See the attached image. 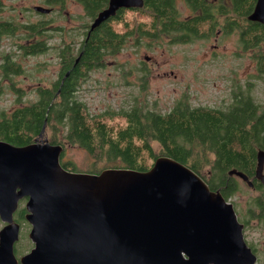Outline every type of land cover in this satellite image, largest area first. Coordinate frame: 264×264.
Wrapping results in <instances>:
<instances>
[{
	"label": "water",
	"instance_id": "obj_1",
	"mask_svg": "<svg viewBox=\"0 0 264 264\" xmlns=\"http://www.w3.org/2000/svg\"><path fill=\"white\" fill-rule=\"evenodd\" d=\"M143 5L110 0L90 28L120 7ZM248 18L264 24V0ZM45 130L46 123L39 137ZM42 138L25 145L0 141V218L7 222L0 264L254 263L231 205L187 164L160 155L146 170L76 172L61 162L64 146ZM257 155L264 158V150ZM23 198L33 247L18 258L14 213Z\"/></svg>",
	"mask_w": 264,
	"mask_h": 264
},
{
	"label": "trees",
	"instance_id": "obj_2",
	"mask_svg": "<svg viewBox=\"0 0 264 264\" xmlns=\"http://www.w3.org/2000/svg\"><path fill=\"white\" fill-rule=\"evenodd\" d=\"M196 3L203 7L209 5L206 0H189L187 6L192 8ZM107 5L108 2L104 0H86V12L94 18ZM252 5L249 0L245 1V16L251 11ZM139 11L150 17L149 27L136 21L131 28L129 22L124 21L120 31L105 23L94 29L89 28L83 54L79 57L85 72L103 66L108 57H116L130 40L136 46L142 41L156 39L172 44L188 43L212 34L211 27L213 29L222 21V16H219L212 24L209 23L207 9L196 17L182 18L179 10H176V4L169 0L145 1ZM237 20L231 12L228 25L224 27L228 33L238 26ZM243 36L247 48L256 46L252 50L253 58L257 61L261 77H264V45L261 43L264 40V25H246ZM141 70L142 81L146 83L149 73L146 69ZM80 75L78 66L71 65L63 82L64 86H68L67 95L62 92L61 97L36 99L21 109L19 124L22 136L16 144L31 143L48 122L45 132L51 134L47 136L49 142L62 144L64 149L66 143L86 149L94 156V172L109 167L146 170L152 165L151 160L167 155L193 168L215 188L213 182L220 183L223 178L222 167L227 162H236L238 158H254L260 142H264V113L258 112L259 100L254 97L253 100L250 94L225 108L196 106L181 98L166 112H156L137 101L129 108L121 107L102 113V117L110 119L116 116L125 118L124 124L111 127L100 115L92 114L78 95L72 93L74 85L79 83ZM245 99L244 104L242 102ZM6 127L5 134H8L9 127ZM155 145L160 147V151L155 150ZM62 164L74 171V166L68 161ZM210 164H213L215 176L209 180L201 170ZM24 211L22 209L20 212V219Z\"/></svg>",
	"mask_w": 264,
	"mask_h": 264
},
{
	"label": "flooded vegetation",
	"instance_id": "obj_3",
	"mask_svg": "<svg viewBox=\"0 0 264 264\" xmlns=\"http://www.w3.org/2000/svg\"><path fill=\"white\" fill-rule=\"evenodd\" d=\"M104 1L109 3L110 0ZM206 1L209 3L206 7L196 3L190 8L193 14L189 16L196 17L204 14V9H207L209 10L207 15L209 23L212 24L219 16H222V21L220 25L216 24L213 29L211 27L212 34L202 38L217 39L218 36L227 35L226 39H229L231 35H236L237 50L234 56L238 59L241 56L245 58L247 52H252L256 48V46L247 48V41L243 36L246 25L263 24L250 19L246 21L257 0H249L253 5L246 16L244 12L246 0ZM169 2H174L176 10H178V5L181 2H189V0H169ZM139 8L120 7L115 15L103 23L107 24L113 21L114 17H119L127 9ZM231 12L234 18L238 19V26L228 33L224 27L228 25ZM85 17L86 0H0V100H2L0 105V141L19 145L16 144V141L22 136L19 123L23 107L43 97H61L62 92L67 95L68 86H64L63 82L71 65H77L81 72L79 83L74 85L72 91L77 95V91L80 89L79 84L83 81L85 74L84 65L79 57L81 58L83 54L87 33L95 18L87 25ZM261 43L264 45V40ZM250 56L255 61L253 54ZM23 67H51V76L39 79L38 76L36 78L34 75H24ZM240 67L241 69L231 70L226 76L227 95L231 94L229 89L234 88L232 100L228 102L227 107L241 101V97H246L247 93H250L254 88V80L261 78L260 72L253 73L247 85L246 74L243 77L239 74L240 70L245 69V65L240 64ZM22 75L33 83L27 84L26 87L23 86ZM32 76L34 78H31ZM30 93L33 94L30 95ZM250 98L253 99V96L251 95ZM255 100L259 99L255 98ZM242 103L245 104L246 99ZM223 105L224 102L222 107ZM260 108L258 112H260ZM47 124L48 122L46 126ZM6 126L9 127L8 134H5ZM36 140H41L39 134L34 136L32 142ZM260 143L254 158H238L239 160L236 162H227L222 167L223 178L220 183L213 182L216 185L215 188L208 183L212 191L220 192L227 203L231 205L238 221L237 228L241 230L246 245L255 257L253 264H264V158H258L257 155L258 150H264V142ZM211 165L213 168V164ZM213 172V169L208 171V176L211 179L215 176ZM23 199L27 200V198ZM22 209L25 208H21L19 205L14 213L17 222H19ZM25 213L26 210L23 218H25ZM23 221L30 225L27 220ZM21 223L19 222L20 229L23 227ZM6 225L7 222L1 219L0 230ZM17 242L14 244V250L19 258L23 253L17 254ZM19 264H21L20 261ZM208 264L214 263L209 262Z\"/></svg>",
	"mask_w": 264,
	"mask_h": 264
},
{
	"label": "rangeland",
	"instance_id": "obj_4",
	"mask_svg": "<svg viewBox=\"0 0 264 264\" xmlns=\"http://www.w3.org/2000/svg\"><path fill=\"white\" fill-rule=\"evenodd\" d=\"M180 17L186 18L193 12L187 6V2L178 5ZM92 17L86 12V23H91ZM113 21L107 23L113 25L117 30H121L124 21H128L131 28L137 21L150 26V17L143 14L139 9H127L119 17H114ZM218 36V38H196L188 43H169V41L151 42L142 41L139 46L130 40L125 49L116 57H108L106 63L101 67H95L89 72H84L83 81L79 84L77 91L78 98L83 101L92 114L100 115L106 111L118 110L121 107L129 108L137 101L152 108L156 112L169 111L176 101L185 99L192 105H203L221 107L228 106L232 100L234 88H230V95L226 93V76L233 69L240 70V76L246 74V83L253 73L259 72L257 61L251 59L252 52H247L245 58L240 59L234 56L236 52V35ZM215 51H217L215 53ZM150 57L149 60L145 56ZM149 73L146 83L142 81V70ZM85 69V67H84ZM85 71V70H84ZM53 73V72H52ZM24 75H34L44 78L51 76V67H23ZM32 76L31 78H34ZM22 85L33 83L29 78L21 76ZM33 93H30L32 95ZM254 98L259 99L260 113H264V77L254 80V88L250 93ZM2 100H0V105ZM102 117V116H101ZM109 126L118 127L126 121L124 117H102ZM51 136L50 132H45L43 138ZM42 138V137H39ZM42 138V139H43ZM61 139V135H59ZM40 141V140H39ZM38 142V141H36ZM156 151H160L158 145ZM68 161L73 165L76 172H94V156L86 149L66 143V147L61 154V162ZM155 159L151 160L152 164ZM100 166V165H99ZM212 165L205 166L201 173L208 176ZM26 199L20 200V207L25 208ZM17 218V214L15 215ZM22 218L20 235L16 244L17 254H24L33 247L28 232L31 224ZM1 222V219H0Z\"/></svg>",
	"mask_w": 264,
	"mask_h": 264
}]
</instances>
